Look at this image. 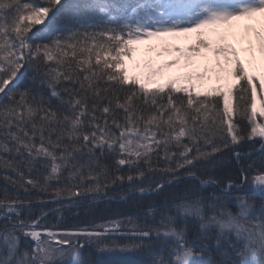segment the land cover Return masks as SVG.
I'll use <instances>...</instances> for the list:
<instances>
[{
    "label": "snow or ice",
    "instance_id": "1",
    "mask_svg": "<svg viewBox=\"0 0 264 264\" xmlns=\"http://www.w3.org/2000/svg\"><path fill=\"white\" fill-rule=\"evenodd\" d=\"M189 35L156 53L183 65L130 73L135 46ZM229 38L249 65L259 52L258 73ZM201 49L217 86L193 69ZM177 66L192 70L165 76ZM0 94V264H63L86 245L140 264H264V0H0ZM85 201L142 217L59 228Z\"/></svg>",
    "mask_w": 264,
    "mask_h": 264
},
{
    "label": "bare ground",
    "instance_id": "2",
    "mask_svg": "<svg viewBox=\"0 0 264 264\" xmlns=\"http://www.w3.org/2000/svg\"><path fill=\"white\" fill-rule=\"evenodd\" d=\"M236 23L240 26H243L245 23H247V21H239ZM181 37H184V36H181ZM223 43H232L237 48V50L239 52L240 59L242 61L246 62V60L249 59V54L242 50V49L247 47L246 41L244 43H239V42L229 38L228 40L223 41ZM188 44H187V42L181 41V39L179 37L178 38L177 37H164V38H161L160 40L148 42L147 44L137 45L135 47L138 49V51L133 53V60L127 62L128 67H129V71H130V73H133V74L145 73L147 70L143 68V64L145 61H148V60H151L153 62V65L155 66V65L163 63L167 60L180 59L181 65H183L185 63V61H184L183 57L180 56V54H178V53L170 52L169 54H164V55H161L159 57H157L156 53L158 51H160V49L163 47H168L169 49H171L172 47H179V48L185 50V48L188 46ZM213 46L215 47V46H217V44H214ZM149 47H152L154 50L151 52L147 51V49ZM255 55H256L255 64L249 65L254 70V72L257 70H260V65H259L260 54L257 51L255 53ZM202 57H206L207 59L206 60L202 59ZM216 59H217V57H215L211 51H207V52L203 51L200 53V56L192 57L191 63H192L193 69H195V70L203 71L205 67L209 68L210 71L207 74V77H211V80L214 81L216 79V74L219 72V69H217L215 67ZM220 61H221V64H223V60H220ZM136 64H139L140 67L139 68L135 67ZM227 67H231V65H228ZM189 70H192V69H181L179 66H177L174 68L165 69L164 74H165V76L174 77V76L182 74L183 71H189ZM207 77H206V79H207ZM154 81L158 82V83H163V80H161L160 77H154ZM210 188L212 189L209 191L210 193L216 192V193H218L217 195H223V193H221L220 189L216 188L215 186L209 187L205 190H208ZM248 194H250V193H248ZM160 202L161 201L157 200V203H160ZM85 203H87V201H85L83 204H85ZM98 205H100L99 209L101 207V209H100V212L102 214L101 220H100L101 223H103L109 219H122V218H125L128 216L142 217V208H141L140 212H137L135 214L134 213L130 214L127 210H119V211L116 210L117 208L121 209L123 207L129 206L128 204H125V203L101 202V203H98ZM190 235H191V233H190ZM100 260H102V261L107 260V261H110L112 263V261L108 260V259H100ZM96 261H97V259H96ZM111 263H109V264H111Z\"/></svg>",
    "mask_w": 264,
    "mask_h": 264
},
{
    "label": "rangeland",
    "instance_id": "3",
    "mask_svg": "<svg viewBox=\"0 0 264 264\" xmlns=\"http://www.w3.org/2000/svg\"><path fill=\"white\" fill-rule=\"evenodd\" d=\"M178 38V37H177ZM181 39V41L187 42L188 46L185 48V50L190 46V45H194L195 44V36L194 35H189L187 37H179ZM218 43H223V42H218ZM204 50L201 49L200 53L203 52ZM192 55V57H195V54H190ZM220 60H224V57L221 56L219 57ZM248 60H246L245 62V67H247L249 69V71H253L254 70L249 66V64L247 63ZM128 61H126L127 63ZM255 72H259V70L255 71ZM221 75V80L219 81L220 84H223L225 82V74L224 73H220ZM227 81L234 83V81L232 80V78L230 76L226 77ZM218 81L215 79L213 80H208L206 79V87H214L217 86ZM235 194L232 193L233 196H244V194H246V191H236L234 192ZM232 206L233 210L235 209V202L234 200L229 204ZM135 208V206H134ZM135 217V216H133ZM128 241L126 240H121V243H126ZM81 250V249H80ZM85 250L82 254L80 253V251L78 252V254L76 256L73 257H67L65 258V260L63 261V264H72L75 261H78V258H83V260L86 258L87 260H85V264H109L111 263L110 261L107 260H100V259H108L111 260L112 263L111 264H140L141 261L146 259V255L144 252L136 250V251H129V252H125V253H121L119 251H115L112 253H102V252H98L96 250L95 247L93 246H85ZM81 254V256H79ZM77 259V260H76ZM97 259V261H96ZM82 260V261H83Z\"/></svg>",
    "mask_w": 264,
    "mask_h": 264
},
{
    "label": "trees",
    "instance_id": "4",
    "mask_svg": "<svg viewBox=\"0 0 264 264\" xmlns=\"http://www.w3.org/2000/svg\"><path fill=\"white\" fill-rule=\"evenodd\" d=\"M243 151L247 152L249 149L247 146H245L243 149ZM255 158V157H254ZM237 171L236 165H235V161L231 160L229 158L228 161L225 162V164L223 165V167L221 169L218 170L217 174L221 177L226 176L228 174H232L235 173ZM2 183V182H0ZM210 190H212L211 188L208 190H205V195L209 194ZM216 193V192H215ZM218 194V193H216ZM98 204L92 205L91 207L88 206V203L83 204L81 207L79 208H73L70 212L69 211H65L64 212V220L58 225L59 228L61 229H70L72 228L74 225L80 224V226H83V224L81 223L84 220H94L96 223L101 222V212L99 209ZM117 211L119 210H127L130 214H135L137 212L141 211V208H137L135 206H126L123 207L121 209L117 208ZM98 211V212H97ZM50 219H52L54 221V217H50ZM83 258H78V261H76L75 264H85V260H87L86 258L83 260Z\"/></svg>",
    "mask_w": 264,
    "mask_h": 264
}]
</instances>
